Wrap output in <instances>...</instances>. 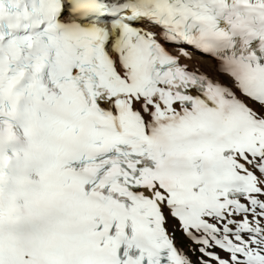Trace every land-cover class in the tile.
Masks as SVG:
<instances>
[{
  "label": "snow or ice",
  "instance_id": "obj_1",
  "mask_svg": "<svg viewBox=\"0 0 264 264\" xmlns=\"http://www.w3.org/2000/svg\"><path fill=\"white\" fill-rule=\"evenodd\" d=\"M0 264H264V0H0Z\"/></svg>",
  "mask_w": 264,
  "mask_h": 264
},
{
  "label": "rangeland",
  "instance_id": "obj_2",
  "mask_svg": "<svg viewBox=\"0 0 264 264\" xmlns=\"http://www.w3.org/2000/svg\"><path fill=\"white\" fill-rule=\"evenodd\" d=\"M177 236L179 237L180 242H181L183 245H186L185 243H187V241L183 240V238L180 236L179 233H177ZM183 247H185V246H183Z\"/></svg>",
  "mask_w": 264,
  "mask_h": 264
},
{
  "label": "bare ground",
  "instance_id": "obj_3",
  "mask_svg": "<svg viewBox=\"0 0 264 264\" xmlns=\"http://www.w3.org/2000/svg\"><path fill=\"white\" fill-rule=\"evenodd\" d=\"M197 55H199V54H197ZM203 59H204V60H207L208 58H207V57H205V58H203ZM202 66H203V67H205V68L207 67V65H206V64H202Z\"/></svg>",
  "mask_w": 264,
  "mask_h": 264
}]
</instances>
